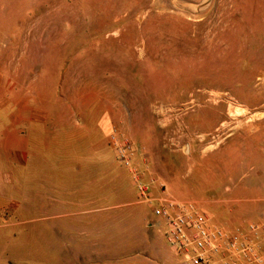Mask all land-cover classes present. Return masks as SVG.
I'll return each mask as SVG.
<instances>
[{
  "label": "rangeland",
  "instance_id": "rangeland-1",
  "mask_svg": "<svg viewBox=\"0 0 264 264\" xmlns=\"http://www.w3.org/2000/svg\"><path fill=\"white\" fill-rule=\"evenodd\" d=\"M106 95L122 111L109 135L120 161L118 144L131 145L132 159L151 145L154 170L193 197L237 196L244 179L264 195V0H0V151L26 158L9 164L0 152L11 200L0 264H28L22 208L51 172L7 138L25 137L48 112L98 109ZM242 216L219 212L214 223L233 228Z\"/></svg>",
  "mask_w": 264,
  "mask_h": 264
},
{
  "label": "crops",
  "instance_id": "crops-1",
  "mask_svg": "<svg viewBox=\"0 0 264 264\" xmlns=\"http://www.w3.org/2000/svg\"><path fill=\"white\" fill-rule=\"evenodd\" d=\"M99 102L100 108L92 111L45 113L33 120L34 126L25 137L20 139L12 131L7 138L24 143L28 156L32 157V167L44 166L51 170L43 183L39 181L28 187V203L22 211L32 224L28 233L32 236L33 253L22 258L24 262L186 264L184 255L175 251L167 239L165 220L155 213L166 199L195 202L209 215L211 227L234 230L250 222L264 223V195L255 189L251 192L246 179L241 180L237 196L211 194L196 198L177 187L178 179L166 178L154 170L156 159L151 145L147 146L148 150L144 147L147 152L129 164L120 161L109 135L122 111L117 110V100L110 95L101 97ZM144 113L146 117L141 118L140 124L149 126L148 111ZM254 133L252 158L259 160L256 145H260V134ZM2 155L9 164H25L26 158L19 157L16 149H8ZM138 175L150 188L146 197L139 190ZM8 177L0 172L1 216L11 202L3 198ZM220 202L226 205H218ZM12 209V214L21 210ZM219 212H235L247 218L228 228L215 225ZM41 236L44 253L38 255L37 237L41 239Z\"/></svg>",
  "mask_w": 264,
  "mask_h": 264
},
{
  "label": "built area",
  "instance_id": "built-area-1",
  "mask_svg": "<svg viewBox=\"0 0 264 264\" xmlns=\"http://www.w3.org/2000/svg\"><path fill=\"white\" fill-rule=\"evenodd\" d=\"M118 152L124 163L131 162L134 151L129 143L118 144ZM137 178L146 197L150 188ZM165 202L155 213L165 220L167 239L186 264H264V223L250 222L234 230L211 227L209 215L195 202Z\"/></svg>",
  "mask_w": 264,
  "mask_h": 264
}]
</instances>
